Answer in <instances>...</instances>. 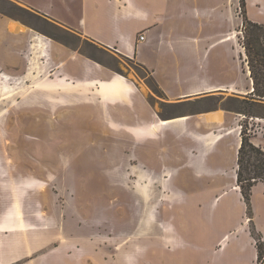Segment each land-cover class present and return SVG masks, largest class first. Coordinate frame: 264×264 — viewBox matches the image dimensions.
<instances>
[{"label": "crops", "instance_id": "0c3cea01", "mask_svg": "<svg viewBox=\"0 0 264 264\" xmlns=\"http://www.w3.org/2000/svg\"><path fill=\"white\" fill-rule=\"evenodd\" d=\"M5 1L76 30L113 56L133 61L153 81L162 108L176 110L195 101L222 99L225 93L240 101L252 96L246 56L233 42L238 34L231 31L233 0L192 4L190 0H45V5L35 0ZM244 4L247 20L264 26V0H244ZM235 20L237 29L242 27V18ZM65 51L26 23L0 14V85L27 86L33 81L31 85L44 94L33 96L32 111L55 117L63 111L64 125L55 130L64 135L99 136L89 148L79 137L80 148L72 153L69 146L67 151L68 159L79 150L78 162L84 157L98 170L112 168L107 174L93 175L97 197L108 184L112 196L120 195L117 173L127 169L128 175L148 176L160 183L168 199L166 209L160 210L159 229L148 227L146 211L142 223H111L112 240L127 231H142V237L133 242L126 237L108 249L102 246L91 254V261L126 264L123 257L129 255L133 264H256L246 206L236 186L239 121L246 116L216 109L161 118L137 84L98 63L68 62ZM55 59L63 61L47 69ZM43 71L46 75L40 79ZM55 75L57 80L49 79ZM68 81L81 83L90 95H72ZM250 120L255 131H247L249 141L264 151V119ZM103 136L116 140L107 146ZM74 176L68 178L75 181ZM255 186L252 222L264 241L260 211L253 201L259 190ZM0 194V264L73 263L66 249H71L74 239L57 240L55 229L37 221L36 207L22 206L23 192L17 187H2ZM24 215L36 223L24 222ZM48 239L59 242L47 254L31 258L48 245ZM76 240L80 243L75 250L82 253L77 256L79 264H86V241ZM62 249L65 254H56Z\"/></svg>", "mask_w": 264, "mask_h": 264}, {"label": "rangeland", "instance_id": "374dc122", "mask_svg": "<svg viewBox=\"0 0 264 264\" xmlns=\"http://www.w3.org/2000/svg\"><path fill=\"white\" fill-rule=\"evenodd\" d=\"M35 1L45 5V0ZM193 1L204 2L205 0H190L191 4ZM241 2L242 0H233L232 4L231 31L238 32L233 39L238 50L239 48L243 49L241 46L243 41L242 27L237 29L235 20L237 17L245 16L244 8L240 5ZM0 14L26 23L48 39L53 47L65 48L67 50L65 52L70 56L68 62H75L76 59L91 61L131 80L149 98L150 103L159 111L161 118H168L179 112L196 113L223 109L231 113L246 111L248 116L253 115L254 118L261 117L264 119V99L251 96L245 97L247 100L240 101L228 93H225L227 95H223L222 99L195 101L176 110L162 108L156 98L160 96L159 93L146 72L133 61L121 56H113L92 44L89 39L76 30L59 23H52L42 14L35 15L8 1L0 0ZM72 23L74 25L76 21ZM61 61L63 60L55 59L49 62L46 68L53 70ZM245 62L247 61L245 60ZM45 75L46 71L41 72L40 79H43ZM58 77L55 75L49 79L57 80ZM36 81L39 80L36 79ZM32 82L29 81L27 86L16 85L14 82L0 85V188L12 190L17 187L19 191L23 192L22 206L36 207L40 213L37 221L45 222L46 228L55 229L57 240H62L65 237L74 239L71 242V249H66V253L72 256V264H79L77 256L82 254L75 250L74 246L80 243L75 239H85L86 244L83 242V246H86L88 252V257H85L88 261L86 264H95L94 261H91L93 259L90 256L93 252L101 250L102 246L108 249L111 248L112 244H120L126 237H130L131 242L135 238L142 237V231H127L122 235H117L114 237L115 240H112L111 235L113 233L109 229L111 223L122 224L127 221L142 223L145 221L143 212L146 211L148 227L159 229L158 223H161L162 219L160 210L166 209L168 200L164 196L165 192L162 191L161 184L148 176L134 177L128 175V170L125 169L123 172L117 173L120 179V183L117 184L121 188L120 195L112 196V184H108L107 189L100 194L102 197H97L96 191L93 189L95 186V180H93L95 176L93 175L108 172L112 168L104 167L98 170L90 164L87 165V162L83 161L84 157L78 162L79 150L70 159H68L67 154L70 152L69 146L71 150L73 149L72 153L75 149L80 148L79 137L85 138V143L87 142L89 148L92 143L95 144L96 138L99 136L91 133L80 134L79 132L64 135L63 132L56 131V128L64 125L63 118L60 117L63 115V111H60L57 117L48 113L46 115L42 111H32L31 100L40 92L39 89L31 85ZM68 82L72 95H90V91L81 83ZM259 91L264 93V86H260ZM57 96L63 97V94L57 93ZM243 101L255 103L258 107L250 109ZM251 124H254V121L252 122L249 117L240 118L241 130L243 127L247 134V131H255V125L251 126ZM103 139L108 143L107 146H111L112 140H116L112 136H103ZM69 161H72V165ZM81 162L82 164H80ZM77 163L81 166H75ZM74 174L75 181L68 178V175ZM255 187L261 192L255 190L253 201L260 211V223L264 226V184L258 182ZM0 196L3 195L0 194ZM149 211H151V215L147 213ZM246 215L251 237H261L260 232L252 222V209ZM24 222L32 223L35 221L30 215H24ZM150 223L152 224L150 225ZM101 224L104 225V230H99ZM67 225L71 227L70 231L65 230ZM150 233V231L147 232V234ZM56 239L46 240L45 243L48 245L32 255L31 258L47 254L53 245L59 242ZM61 244L63 248L65 243ZM56 254L65 253L62 249L61 252L57 250ZM123 261L126 264H133V257L125 255ZM261 264H264V258Z\"/></svg>", "mask_w": 264, "mask_h": 264}, {"label": "trees", "instance_id": "16d2710c", "mask_svg": "<svg viewBox=\"0 0 264 264\" xmlns=\"http://www.w3.org/2000/svg\"><path fill=\"white\" fill-rule=\"evenodd\" d=\"M240 5L243 8L245 7L244 0H242ZM241 32L243 34L241 46L246 56L247 67L253 83L252 96L264 99V93L259 91V87L264 86V26L254 24L243 16ZM150 81L156 89L153 81L151 79ZM243 103L248 105L250 109L258 107L257 104L249 101H243ZM240 114L248 117L246 111ZM250 117L254 116L250 115ZM240 138L241 143L236 161V186L239 188L242 200L246 206V214H248L251 210L252 188L258 182L264 184V151L252 145L243 127L240 132ZM253 239L256 250V264H261L264 258V241L261 237H253Z\"/></svg>", "mask_w": 264, "mask_h": 264}, {"label": "built area", "instance_id": "2783aa9c", "mask_svg": "<svg viewBox=\"0 0 264 264\" xmlns=\"http://www.w3.org/2000/svg\"><path fill=\"white\" fill-rule=\"evenodd\" d=\"M143 36H139V41H143Z\"/></svg>", "mask_w": 264, "mask_h": 264}]
</instances>
